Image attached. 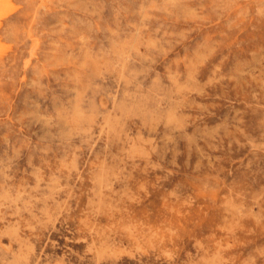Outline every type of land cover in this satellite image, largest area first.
<instances>
[{
  "label": "rangeland",
  "instance_id": "rangeland-1",
  "mask_svg": "<svg viewBox=\"0 0 264 264\" xmlns=\"http://www.w3.org/2000/svg\"><path fill=\"white\" fill-rule=\"evenodd\" d=\"M0 264H264V0H0Z\"/></svg>",
  "mask_w": 264,
  "mask_h": 264
}]
</instances>
